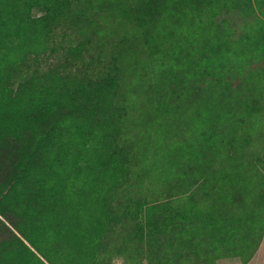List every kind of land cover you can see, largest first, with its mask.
I'll list each match as a JSON object with an SVG mask.
<instances>
[{
    "label": "trees",
    "instance_id": "1",
    "mask_svg": "<svg viewBox=\"0 0 264 264\" xmlns=\"http://www.w3.org/2000/svg\"><path fill=\"white\" fill-rule=\"evenodd\" d=\"M165 4L166 0H141L130 8L139 11L138 24L144 27L161 17ZM101 11L96 0H0V264H69L94 242L101 251L113 248L114 242L107 240L118 227L120 234L134 243H124V248L139 253L146 247L153 253L156 260L149 264H215L224 254L207 249L223 248L225 230L232 234L233 251H245L241 230L246 226L251 229L252 221L260 223L263 189L254 208H247L241 217L242 202L247 203L245 197L253 188L244 186L241 192L234 185L226 207L220 196L211 208L210 229L199 223L197 215L192 217L197 192L191 189L185 191V199L178 200L145 196L140 202L123 195L135 154L125 153L119 145L130 108L122 86L126 78L122 79V68L117 66V45L125 40L127 55L141 53V40L146 42L140 46L148 56L151 47L146 31L133 44L129 39L115 44L111 62L102 63L101 52L97 57L88 56L93 36L102 34ZM133 19L128 18V23ZM67 31L78 37L77 45L64 40L61 63L42 67L54 33L65 37ZM261 37L264 39V34ZM100 39L101 45L112 43L109 38ZM224 47L200 50L188 69L180 67L182 59H175V67H169L175 73L164 75L162 88H169L175 96L183 74L221 77L224 65L217 61ZM52 48V52L59 50ZM151 52L154 55L158 50L151 48ZM207 54L212 58L202 59ZM129 65L124 76L132 73V63ZM94 139L102 140V151L97 150ZM77 142L81 145L74 146ZM81 150L87 155L73 160ZM94 154L97 157L91 161ZM259 161L264 166V159ZM191 164L183 168V178L176 184L190 181L197 190H205L202 187L208 183H213V190L215 182L219 184L218 179L209 181L208 171L194 175L199 167ZM96 172L99 175L88 174ZM237 181L234 178V184ZM184 190L178 193L184 194ZM204 194L202 198H209L208 192ZM86 202H91L92 208H87ZM100 203L105 208H100ZM93 264L105 261L96 259Z\"/></svg>",
    "mask_w": 264,
    "mask_h": 264
},
{
    "label": "rangeland",
    "instance_id": "2",
    "mask_svg": "<svg viewBox=\"0 0 264 264\" xmlns=\"http://www.w3.org/2000/svg\"><path fill=\"white\" fill-rule=\"evenodd\" d=\"M140 1L96 0L103 10L99 21L103 26L101 37L109 38L112 43L101 45L98 33L93 36L87 54L97 57L101 52V61L106 64L112 61V51L121 39H129L133 44L132 41L138 35H145L146 31H149L152 51L158 50L152 55L150 48L151 57L148 56L140 46L146 42L141 40V53L127 55L125 40L117 45V66L122 68V79L126 78L123 82L126 87L122 86L126 89L130 108L119 145L127 150L125 153L135 154L131 159L132 174L121 191L126 199L134 197L143 202L145 196L149 199H185V191L191 189L197 192L192 217L197 215L201 219L199 223L207 224L206 229H210L212 219L209 212L220 200L217 199L223 196L226 207L227 201L232 200L234 185L238 186L235 190L241 192L244 186H248L253 191L245 197L247 203L242 202L240 207L239 215L244 217L247 208H254L253 204L261 198L259 192L262 189L264 192V166L259 161L264 159V39L261 37L264 34V0H166L161 17L145 23L144 27L138 24L139 11L130 8ZM128 18H134L131 24ZM57 32L50 40V50L42 60V67L61 63L64 53L60 45L64 40L67 44L77 45L78 37L72 36L71 31L65 32V37ZM55 46L59 50L52 52ZM229 46H233L232 49H228ZM218 47H224V54L218 56L217 61L224 65L221 77L212 73L205 77L183 74L177 81L175 96L169 88H162L164 75L175 73L169 68L175 67V59H182L180 67L188 69L200 50L215 51ZM205 56H201L202 59L212 58V54ZM130 63L132 73L124 76ZM95 140L97 150L102 151V140ZM77 144L81 145L78 142L73 145ZM86 155L81 150L73 160ZM96 157L97 154L91 155V161ZM190 162L192 167H199L198 170L195 168L194 175L208 171L209 181L218 179L219 184L216 181L213 190V183L202 187L205 190L200 187L197 190L198 186L190 181L176 184L183 178L181 171ZM92 164L97 169V163ZM88 174L99 175L98 172ZM236 177L238 181L234 184ZM183 190L184 194L178 193ZM207 192L209 198H202ZM226 195H229L228 200ZM86 205L92 208L91 202ZM99 205L105 208L103 204ZM261 208L258 213L260 224L264 226V204ZM120 231L118 227V232L107 240L114 242L113 248L101 251L99 244L94 242L82 249L80 257L69 264H93L96 259L104 260L105 264H149L156 260L146 247L139 253L124 248V243H134ZM180 244L178 242V247ZM209 248L207 250L215 253L213 246Z\"/></svg>",
    "mask_w": 264,
    "mask_h": 264
},
{
    "label": "crops",
    "instance_id": "3",
    "mask_svg": "<svg viewBox=\"0 0 264 264\" xmlns=\"http://www.w3.org/2000/svg\"><path fill=\"white\" fill-rule=\"evenodd\" d=\"M252 228L247 226L241 230V237L246 240L245 251L232 249V234L225 230L224 246L216 248L214 254H224L216 259L215 264H264V226L252 221ZM248 225V223H246ZM246 228V229H245ZM240 254L247 255L246 258Z\"/></svg>",
    "mask_w": 264,
    "mask_h": 264
}]
</instances>
